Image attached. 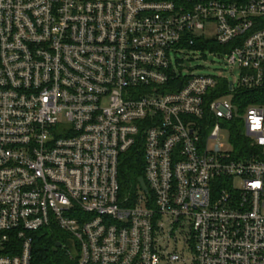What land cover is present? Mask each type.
I'll list each match as a JSON object with an SVG mask.
<instances>
[{"label":"built area","instance_id":"2783aa9c","mask_svg":"<svg viewBox=\"0 0 264 264\" xmlns=\"http://www.w3.org/2000/svg\"><path fill=\"white\" fill-rule=\"evenodd\" d=\"M184 49L237 82L183 75ZM238 89H264V0H0V264H32L51 225L75 264H264V96L240 117L261 152L237 159Z\"/></svg>","mask_w":264,"mask_h":264},{"label":"trees","instance_id":"16d2710c","mask_svg":"<svg viewBox=\"0 0 264 264\" xmlns=\"http://www.w3.org/2000/svg\"><path fill=\"white\" fill-rule=\"evenodd\" d=\"M222 92L227 91L226 81H222ZM264 96V89L249 91L238 89L233 101L239 110L251 102L262 101L257 96ZM256 97V98H255ZM230 143L232 144V155L234 158H251L261 152L256 145L251 144L240 126L231 128ZM144 175V154L141 145L129 148L120 157L118 167V181L120 194L134 201L139 192L138 178ZM32 264H75V257L66 254V251L57 249L53 251L54 243L59 241L63 244L65 233L54 225L42 227L32 234Z\"/></svg>","mask_w":264,"mask_h":264},{"label":"rangeland","instance_id":"374dc122","mask_svg":"<svg viewBox=\"0 0 264 264\" xmlns=\"http://www.w3.org/2000/svg\"><path fill=\"white\" fill-rule=\"evenodd\" d=\"M183 53L187 55L188 60L191 63L190 68L185 67L183 64L182 53H176L171 54V61L173 65L177 68V71H180L183 75L191 74V75H197V74H213L219 77V82L222 83L223 80H233L235 83L238 79V73L239 69L237 67L229 68L226 66L225 63V57L223 54H220L219 56L210 54L208 50H195V49H184ZM176 63H179L177 66ZM245 113V110L239 111L238 115L235 116L232 121L227 122L228 126L233 129L234 125H238L241 127L243 131L242 126V118L243 114ZM231 131V130H230ZM230 131H226L225 133V142L230 143L229 137H230ZM238 180H236V183L238 184ZM65 246H67L69 249H73V242L70 239H65L63 242ZM59 249L65 251V248L59 247Z\"/></svg>","mask_w":264,"mask_h":264},{"label":"water","instance_id":"95a60500","mask_svg":"<svg viewBox=\"0 0 264 264\" xmlns=\"http://www.w3.org/2000/svg\"><path fill=\"white\" fill-rule=\"evenodd\" d=\"M229 84H231V82H230ZM138 184H139L140 188H141L144 192L147 191V187H146V184H145L144 179H143L142 176H140V177L138 178ZM60 246H61V243H60L59 241L55 242V243H54V246H53V251H56Z\"/></svg>","mask_w":264,"mask_h":264}]
</instances>
